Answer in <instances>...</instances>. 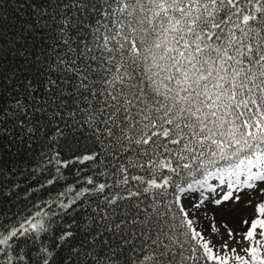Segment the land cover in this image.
I'll use <instances>...</instances> for the list:
<instances>
[{"label": "snow or ice", "instance_id": "obj_1", "mask_svg": "<svg viewBox=\"0 0 264 264\" xmlns=\"http://www.w3.org/2000/svg\"><path fill=\"white\" fill-rule=\"evenodd\" d=\"M15 3L0 16V264H264V0ZM245 205L215 242L193 219Z\"/></svg>", "mask_w": 264, "mask_h": 264}, {"label": "rangeland", "instance_id": "obj_2", "mask_svg": "<svg viewBox=\"0 0 264 264\" xmlns=\"http://www.w3.org/2000/svg\"><path fill=\"white\" fill-rule=\"evenodd\" d=\"M226 191V189H225ZM223 193L218 189L217 196L222 195ZM259 200H264V195L259 196L258 198L255 196V194H251V202L252 204H255L259 202ZM225 207H228L225 205ZM190 212H195V209H188ZM252 212V208L248 206H244L243 210L240 211L238 216L233 215H223L221 214L220 209H215L211 206H208L206 211L201 210L196 213V215L193 217L194 220H197L196 227L199 231H201L204 234V238L211 240L213 242L220 240L221 235L225 231V227L235 229L237 227H241L239 223L240 217H247L248 214ZM257 219L264 218L259 215L256 217ZM213 229H215L213 231ZM254 231V239H255V246L257 247V252L259 255L264 256V238H259L255 236ZM240 233L237 232L236 238L239 240ZM201 243H203V240H201ZM221 245L218 243H215V252L219 253ZM240 255L244 256L246 260H249V264H251V259L249 255H246L243 252L239 253ZM230 257L233 256L232 253H228ZM229 264H239V262L235 261V259H230Z\"/></svg>", "mask_w": 264, "mask_h": 264}, {"label": "trees", "instance_id": "obj_3", "mask_svg": "<svg viewBox=\"0 0 264 264\" xmlns=\"http://www.w3.org/2000/svg\"><path fill=\"white\" fill-rule=\"evenodd\" d=\"M16 3L15 0H0V16L6 17L7 22L11 24L16 16ZM63 46H61L60 49H57V54H59L60 51H62ZM54 57H49V60H53ZM54 78L58 75L56 73H50ZM36 95H43V93H36ZM6 143L2 138H0V155H3L4 152H7L8 149L3 148V144ZM35 147V145H34ZM88 148H92L91 144L87 145ZM79 149L80 152L77 153L79 155L89 154L85 151V141L81 139L79 141ZM77 150V143L74 142L73 138L69 137L67 145L62 144V152L64 156H71L72 152H75ZM93 151H98L99 147L96 146V148L92 149ZM75 169L73 168L71 171L66 172V175L69 177V182L72 181V177L74 175ZM98 228L99 225H96ZM103 238V233H101V237ZM209 264H212V262H209Z\"/></svg>", "mask_w": 264, "mask_h": 264}, {"label": "clouds", "instance_id": "obj_4", "mask_svg": "<svg viewBox=\"0 0 264 264\" xmlns=\"http://www.w3.org/2000/svg\"><path fill=\"white\" fill-rule=\"evenodd\" d=\"M243 243V242H242Z\"/></svg>", "mask_w": 264, "mask_h": 264}]
</instances>
